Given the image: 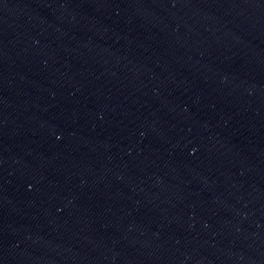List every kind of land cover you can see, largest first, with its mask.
<instances>
[{"label":"water","instance_id":"1","mask_svg":"<svg viewBox=\"0 0 264 264\" xmlns=\"http://www.w3.org/2000/svg\"><path fill=\"white\" fill-rule=\"evenodd\" d=\"M0 264H264V0H0Z\"/></svg>","mask_w":264,"mask_h":264}]
</instances>
